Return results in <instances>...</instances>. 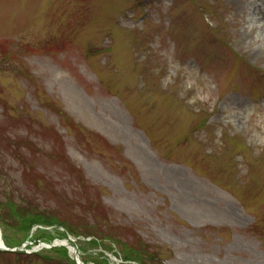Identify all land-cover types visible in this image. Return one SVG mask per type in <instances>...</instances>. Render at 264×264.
Segmentation results:
<instances>
[{"label":"rangeland","instance_id":"obj_1","mask_svg":"<svg viewBox=\"0 0 264 264\" xmlns=\"http://www.w3.org/2000/svg\"><path fill=\"white\" fill-rule=\"evenodd\" d=\"M0 233V264H264V0H0Z\"/></svg>","mask_w":264,"mask_h":264},{"label":"trees","instance_id":"obj_2","mask_svg":"<svg viewBox=\"0 0 264 264\" xmlns=\"http://www.w3.org/2000/svg\"><path fill=\"white\" fill-rule=\"evenodd\" d=\"M25 222H24V224H21V226H19V227H23V229H25L26 231H29L32 228V226H34L36 224L37 225H43V226L44 225L45 226H52V224H53V221L46 220L45 217H43V220H42L40 215L39 216H35L34 214L29 220H26ZM41 232H43V231H41ZM89 244L90 245H96V242L94 241V242L89 243ZM52 251H58V249H54Z\"/></svg>","mask_w":264,"mask_h":264},{"label":"bare ground","instance_id":"obj_3","mask_svg":"<svg viewBox=\"0 0 264 264\" xmlns=\"http://www.w3.org/2000/svg\"><path fill=\"white\" fill-rule=\"evenodd\" d=\"M67 245V244H66ZM0 246H2V247H5V245L3 244V242L1 241V238H0ZM67 247H69L68 249H69V251H71V254H75V255H77L76 254V250L74 249V248H72V247H70L69 245H67ZM73 252V253H72Z\"/></svg>","mask_w":264,"mask_h":264}]
</instances>
